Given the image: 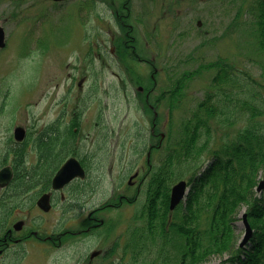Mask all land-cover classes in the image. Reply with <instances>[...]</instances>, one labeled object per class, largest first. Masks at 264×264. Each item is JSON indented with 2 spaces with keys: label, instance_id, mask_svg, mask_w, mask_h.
Masks as SVG:
<instances>
[{
  "label": "rangeland",
  "instance_id": "obj_1",
  "mask_svg": "<svg viewBox=\"0 0 264 264\" xmlns=\"http://www.w3.org/2000/svg\"><path fill=\"white\" fill-rule=\"evenodd\" d=\"M251 1L245 0L242 7L241 0L235 4L231 0H0V27L5 33V47L0 50V148L14 126L34 132L57 118L62 80L67 73H73L77 77L75 86L79 79L85 80L82 91L74 89L76 96L82 98L93 92L79 134L84 148L102 142V136L97 134H108L101 145L105 151L100 154L105 168L95 173L102 179L96 198L110 196L117 184L127 188L133 168L146 166V150L157 143L151 136L152 123L156 125L155 133L164 135L160 150H154L150 156V164L156 166L165 146L170 145L167 137L170 135L172 142L177 140L182 123L209 91L215 72L204 71L189 78L169 114V97L161 95L182 74L220 58L232 65L238 78L244 75L259 82L264 95V60L256 48L253 23L245 13ZM124 4L131 9L127 23L133 25L139 62L128 56L130 44L124 43L127 29L115 15V12L125 14L121 11ZM90 8H94L93 12ZM238 8L243 11L236 18ZM121 54L126 56L124 60ZM139 87L144 92L138 91ZM149 90L153 92L147 105L154 108L156 118L143 102L145 91ZM156 98L158 103L154 102ZM100 112L103 116L99 117ZM261 120L264 122V117ZM210 124L213 150L234 137L244 127V120L240 118L230 127L214 121ZM141 149L145 151L134 164L137 156L133 150ZM112 159L113 166L109 169ZM209 160V155H204L193 172L200 173ZM190 177L192 171L185 170L181 180L189 183ZM256 181L257 185L264 181L262 169ZM138 182L139 179L135 186ZM256 187L255 196H264V190L257 193ZM140 189V193L135 195L134 191L132 196L136 198L135 204L122 211L121 225L114 226L107 242L100 245L117 247L113 249V257L123 254L122 264H177L181 241L173 230L169 233L172 235L169 245H163L166 254L162 258V243L148 244L144 240V216L139 212L146 198L144 187ZM186 198L166 216L170 223L186 216ZM247 210L248 205L242 203L234 214L235 241L239 243L245 233L241 215ZM207 220L201 217V226ZM121 230H126L127 236L118 242ZM85 246L81 249L96 247ZM125 246L127 252L123 253ZM227 255L209 254L197 264H224ZM48 259V264L56 263L54 256ZM131 259L135 261L132 263ZM95 261L116 263L112 259Z\"/></svg>",
  "mask_w": 264,
  "mask_h": 264
},
{
  "label": "flooded vegetation",
  "instance_id": "obj_2",
  "mask_svg": "<svg viewBox=\"0 0 264 264\" xmlns=\"http://www.w3.org/2000/svg\"><path fill=\"white\" fill-rule=\"evenodd\" d=\"M76 10L80 12V8ZM93 10L90 8V12ZM121 11L125 14L115 12V15L120 25L127 29L124 43L130 44L128 56L139 62L141 60L134 47L136 38L132 32L133 25L127 23L131 9L124 4ZM120 58L124 60L126 56L121 54ZM76 80L73 73H67V77L62 80V95L57 103L58 115L53 122L34 132L22 126L9 128L11 132L0 148V264H48L49 256H54L56 263L52 264H97L96 259H112L113 263L116 262L114 264L124 262L123 254L113 257V249L117 247L113 244L103 247L100 244L107 242L114 226L121 225L124 218L122 211L130 204H135L136 198L132 199L134 191L135 195L140 193L141 186L146 191L150 172L159 167L160 161L156 166L151 165L150 156L154 150H160L163 137L155 133L156 125L152 123L151 136L157 143L150 144L146 150V166L141 164L133 168L127 188L123 189L117 184L110 196L98 200L96 196L102 179L95 173L103 172L105 168L100 154L105 151L102 146L108 134H97L102 136V142L93 148H84L79 134L93 92L91 94L89 91L90 94H84L82 98L76 96L74 89L82 91L85 82L84 78L79 79L75 86ZM138 91L144 92L142 87ZM152 92L145 91L144 104L149 103ZM154 102L158 103V98ZM147 106L156 118L154 108ZM100 115L103 116V112ZM17 128L24 131L22 139L16 137ZM142 151L145 150H133L137 156L133 160L134 164L139 162ZM112 162L113 159L109 162V169H112ZM66 164L67 173L72 177L68 181H62L64 177L55 181L58 172ZM137 179L139 182L135 186ZM143 205L139 212L141 216L146 199ZM126 232H119L118 242L127 236ZM92 244L96 246L94 249H81V246L89 247ZM125 249L126 246L123 253L127 252ZM131 260L132 263L135 261Z\"/></svg>",
  "mask_w": 264,
  "mask_h": 264
},
{
  "label": "trees",
  "instance_id": "obj_3",
  "mask_svg": "<svg viewBox=\"0 0 264 264\" xmlns=\"http://www.w3.org/2000/svg\"><path fill=\"white\" fill-rule=\"evenodd\" d=\"M231 2L235 4L237 0ZM244 2L241 0L242 7ZM241 11L243 8H238L236 18ZM245 13L253 23L256 48L264 60V0H252ZM210 70L215 73L209 91L182 123L177 140L172 142L170 135L167 137L170 145L165 146L159 167L150 172L143 213L144 240L148 244L160 241L162 258L166 254L163 245H169L172 236L169 233L173 230L181 241L177 264H197L213 253H227L224 264H264V196L257 197L254 191L258 172L264 165L262 85L244 75L238 78L232 65L218 58L182 74L161 96L169 97L167 107L171 114L172 103L187 82L194 75ZM240 118L244 120V127L211 150L210 121L230 127ZM206 154L210 160L196 174L193 170ZM185 170L192 171L186 198L187 214L179 217L178 222L170 223L166 217L170 213V187L181 179ZM242 203L248 205L246 214L252 236L241 246L235 241L233 223L236 209ZM203 216L208 219L205 226L200 223Z\"/></svg>",
  "mask_w": 264,
  "mask_h": 264
},
{
  "label": "water",
  "instance_id": "obj_4",
  "mask_svg": "<svg viewBox=\"0 0 264 264\" xmlns=\"http://www.w3.org/2000/svg\"><path fill=\"white\" fill-rule=\"evenodd\" d=\"M58 1V0H54ZM5 47V34L2 27H0V49H3ZM17 139H22V134L24 133L22 128H17L15 130ZM67 164L62 167V169L58 172L57 177L55 181L61 180L64 177V180L62 181H68L72 176L67 173ZM264 172V167H263ZM68 174V175H67ZM83 175V174H82ZM186 182L180 181L177 184H175L171 189V195H170V201H169V209L173 210L180 202L184 199L186 195ZM264 188V181H261L259 185L256 188V191L259 193ZM242 224L245 229L244 236L242 238V241L240 242V245H244L252 236V229L247 221V215L244 213L241 215Z\"/></svg>",
  "mask_w": 264,
  "mask_h": 264
}]
</instances>
